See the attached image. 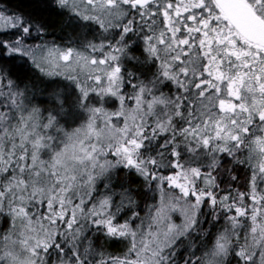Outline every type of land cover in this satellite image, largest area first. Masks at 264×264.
Masks as SVG:
<instances>
[{"label":"snow or ice","instance_id":"1","mask_svg":"<svg viewBox=\"0 0 264 264\" xmlns=\"http://www.w3.org/2000/svg\"><path fill=\"white\" fill-rule=\"evenodd\" d=\"M0 264H264V0H0Z\"/></svg>","mask_w":264,"mask_h":264},{"label":"trees","instance_id":"2","mask_svg":"<svg viewBox=\"0 0 264 264\" xmlns=\"http://www.w3.org/2000/svg\"><path fill=\"white\" fill-rule=\"evenodd\" d=\"M13 2L15 3V2H19V0H13Z\"/></svg>","mask_w":264,"mask_h":264}]
</instances>
